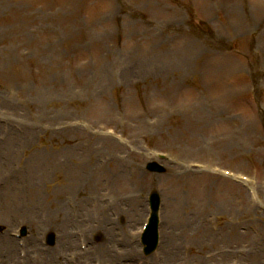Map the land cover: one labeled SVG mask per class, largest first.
Returning a JSON list of instances; mask_svg holds the SVG:
<instances>
[{
	"label": "rangeland",
	"instance_id": "374dc122",
	"mask_svg": "<svg viewBox=\"0 0 264 264\" xmlns=\"http://www.w3.org/2000/svg\"><path fill=\"white\" fill-rule=\"evenodd\" d=\"M199 3L0 0V220L29 228L5 264L47 228L60 237L53 204L84 234L83 264H103L104 224L119 264H164L134 239L153 189L180 264H253L256 246L264 264V0H222L209 19ZM161 153L166 172H147Z\"/></svg>",
	"mask_w": 264,
	"mask_h": 264
},
{
	"label": "bare ground",
	"instance_id": "6f19581e",
	"mask_svg": "<svg viewBox=\"0 0 264 264\" xmlns=\"http://www.w3.org/2000/svg\"><path fill=\"white\" fill-rule=\"evenodd\" d=\"M29 132V131H28ZM39 134H42L41 132H37V135H35L36 137H40ZM16 138H14L15 140L20 141L23 138V135H16ZM100 173L97 171H94L93 176L96 177V179H98ZM102 175V174H101ZM79 174L76 173L75 175H73V177H78ZM125 181H131L132 179L130 178H124ZM98 180H96L95 182H97ZM34 183V189H36V183ZM76 185V179H73V183H72V187H75ZM185 185V184H183ZM97 194V193H95ZM98 197V196H97ZM57 214L59 216H57ZM72 216V215H71ZM26 217L28 219L29 224H31L32 228H39L42 227L43 224L39 223V221L32 216L30 213L26 214ZM72 219V217L70 218V215H68V211L65 209L59 210L57 209V206L55 204H53L51 207H49V216H48V221L51 222V224L49 223L48 227H53L52 226L53 222L59 220V223L61 224V227L63 228L62 231L59 232L60 237H58L57 239V244L53 249L52 252L55 253L57 256H59L62 252L66 251V248L68 247V245L73 244L74 243V239L73 236L71 234V231L69 230L70 227V220ZM189 229H194V226H190L189 224L187 225ZM198 228H200L199 225L196 226L195 230L198 231ZM110 229L108 227V225L104 224L102 228L97 229V233H99L100 235H102V232L106 234V236H109L108 238L105 237V239L102 241V243L99 245V251H100V255H101V259L103 261V264H116L117 261L119 260V258L117 257L116 253L113 252L112 250L108 249L109 245H114V241H112V239L110 238ZM211 233V232H210ZM213 234V233H211ZM193 236L195 237V234H193ZM215 240V239H214ZM217 240V239H216ZM34 241L37 243V241L34 239ZM174 240H172L170 237H165V241L163 238V242L161 243V255L163 257L164 260V264H180L181 263V257L179 256L178 252L175 249H172L171 246L172 244H174ZM31 247L35 248L37 251H41V248H39L38 245H33L31 242ZM13 249H15V240L13 238L10 237H6L4 239V243L0 242V253L3 254H9V253H13ZM254 252L250 253V263L253 264H261L260 263V257H259V250L258 247L256 246L253 250ZM90 254V251H89ZM128 256V255H127ZM42 258V257H40ZM60 258V257H59ZM248 259V258H247ZM183 261V260H182ZM40 262L42 264H54L53 261L51 263V260L49 257L47 258H42L40 259ZM214 264H223L222 260L220 261H216Z\"/></svg>",
	"mask_w": 264,
	"mask_h": 264
}]
</instances>
